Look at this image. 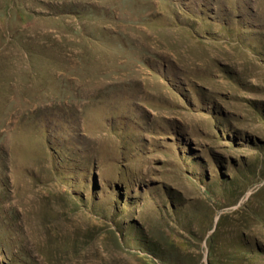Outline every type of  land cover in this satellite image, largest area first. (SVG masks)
<instances>
[{"label": "rangeland", "instance_id": "rangeland-1", "mask_svg": "<svg viewBox=\"0 0 264 264\" xmlns=\"http://www.w3.org/2000/svg\"><path fill=\"white\" fill-rule=\"evenodd\" d=\"M0 264H264V0H0Z\"/></svg>", "mask_w": 264, "mask_h": 264}]
</instances>
